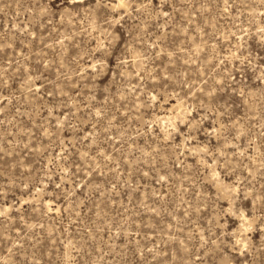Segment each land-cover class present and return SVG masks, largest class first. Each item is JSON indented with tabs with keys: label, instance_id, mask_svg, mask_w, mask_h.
<instances>
[{
	"label": "rangeland",
	"instance_id": "rangeland-1",
	"mask_svg": "<svg viewBox=\"0 0 264 264\" xmlns=\"http://www.w3.org/2000/svg\"><path fill=\"white\" fill-rule=\"evenodd\" d=\"M0 264H264V0H0Z\"/></svg>",
	"mask_w": 264,
	"mask_h": 264
}]
</instances>
